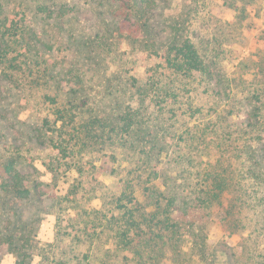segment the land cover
<instances>
[{"label":"trees","instance_id":"trees-1","mask_svg":"<svg viewBox=\"0 0 264 264\" xmlns=\"http://www.w3.org/2000/svg\"><path fill=\"white\" fill-rule=\"evenodd\" d=\"M27 1L0 0V75L22 69L36 82L32 76L36 66L45 86L52 81L55 92L42 94L51 116H43L32 134L46 150L43 170L34 165L32 172L25 170L29 166L20 146L8 149L1 164L0 256L5 250L12 254L13 264H33L38 244L32 222H23L24 209L43 197L52 200L59 231L70 242L77 245L107 230L116 248L126 251L122 256L126 263L129 259L151 264L164 255L163 247L179 255L184 242L198 258L205 257L204 223L215 206L223 212L229 235L249 229L264 237V96L254 87L241 100L216 55L200 52L206 45H197L191 23L199 10L191 7L182 20H169L171 31L158 41L150 16L159 0ZM29 13L34 19L28 20ZM123 40L148 61L144 79L130 75L120 84L124 90L130 87L129 92L122 91L124 100L87 104L91 85L99 78L96 71H101L104 59L117 57L113 51ZM57 48L67 54L50 62L46 55ZM110 80L99 79L104 95L119 90ZM192 83L211 93L216 85L217 99H225L227 113L237 121L224 125L223 108L194 107L188 100L184 113L201 114L202 126H194L196 131L187 128L181 140H172L165 122H158L159 115L165 107L168 112L182 105ZM63 87L67 90L61 96ZM98 145L110 148L114 156L123 155L130 164L119 178L121 193L106 204L98 196L99 208L109 205L107 213L83 202L87 177L82 154ZM163 155H168L167 162ZM205 155V162H199L198 156ZM60 168L75 169L78 176L68 177L57 189L59 194H52L55 182L46 179L56 178ZM136 186L150 200L152 211L146 212L134 194ZM249 210L259 219L249 220ZM242 250L254 256L255 244L244 243ZM260 258L255 257L253 264H264V253ZM50 264L82 263L74 252L59 249Z\"/></svg>","mask_w":264,"mask_h":264},{"label":"rangeland","instance_id":"rangeland-1","mask_svg":"<svg viewBox=\"0 0 264 264\" xmlns=\"http://www.w3.org/2000/svg\"><path fill=\"white\" fill-rule=\"evenodd\" d=\"M27 2L32 4L33 0ZM191 7L199 10L198 15L195 14L191 17V23L195 30L197 45H206V47L200 48V52L204 55L205 53L216 55L221 72L228 77L241 100L245 95L248 96L247 92L253 90L254 87L260 88L264 96V0H159L150 16V24L157 30V40H163L171 31L166 25L169 20L173 18L182 20L185 17V11ZM32 16L33 14L28 17V20H31ZM75 23L76 25L81 24V22ZM47 28L50 29L49 26ZM113 52L117 57L104 59L101 71H96L95 74L99 78L91 85V90L88 92L89 97L86 100L87 104L93 100L106 105L116 98L124 100L122 91L129 92L130 87L124 90L120 84L130 75L138 78L139 81L144 79L145 68L149 64L148 61L140 59L141 53L138 50L133 51L130 45L123 40L117 43V49H114ZM64 54H67L65 49L58 50L57 48L54 52L48 53L46 57L51 62L55 57H61ZM37 68L35 66L32 70V76L36 77L33 81L36 82H32V79L26 76L28 71L22 69L7 71L9 76L0 75V113L2 114L0 118V167L5 161L7 150L14 146H20L29 166L25 170L29 173L32 172V165L39 171L43 170L42 161L45 160L46 150L37 144L32 134L36 125L41 123L43 116H51L48 107L42 103L41 97L45 92H55V87H52V81L49 82V88L45 86L44 75L40 72L37 73ZM99 79H112L113 81L110 80L112 85L119 88L121 92L113 89L110 96L104 95L102 87L98 83ZM198 86H195L194 83L188 84L187 91L183 95L185 97L181 99L182 105L172 108L169 106L171 109L168 112L165 107L164 112L159 115L158 122H163V124L165 122V127L169 128L173 136L172 140H177V138L181 140L180 136H184L187 128L196 131L194 126H202L204 119L201 114L194 113L192 117H188L184 113V108L188 106L186 103L188 100L194 107L205 104V107L211 106L217 110L223 108V114L226 115L225 118L223 117L224 125L237 121L236 117L227 113L229 108L226 104L224 105L225 99H217L219 97L216 93V85L212 89L213 93L210 92L211 89L206 92L203 86ZM64 88L67 87L59 88L61 96ZM131 102L135 104L136 101L132 99ZM151 108L153 110L157 107L152 106ZM171 111L177 114L174 115ZM212 120L215 121L213 118ZM96 147L87 148L82 154L84 156L82 163L87 174H85L87 179L84 180L87 184L83 202L85 207H88L90 203L101 213H107L109 205L99 208L102 205L99 197L102 196L106 204L112 195L121 193L122 184L119 183V178L126 175L130 164L127 163L123 155L117 153L114 156L115 152L110 148ZM163 156L167 162L168 155ZM205 158L207 155L204 158L198 156V161L205 162ZM46 174L44 177H47ZM51 176L49 175L46 180L50 184L55 182V188L49 192L59 194L57 189L69 179L68 177L72 180L73 177L78 176V173L75 169L65 171L60 168L57 169L56 178ZM134 194L144 206L146 205V212L153 210L150 200L141 191V187L136 186ZM226 202L224 201L223 205ZM31 203L24 209L23 222H32L30 225L33 228L32 234L38 244L33 264H50L59 249L67 250L68 253L74 252L82 264H135L129 259L126 263V259L122 257L127 254L126 251L116 248L115 239L107 230L102 231L101 229L93 238L75 245L59 231L61 228L57 225L54 213L51 212L50 206L53 203L51 199L43 197L41 201L34 199ZM215 207L213 213L204 223L207 242L205 249L208 251L205 257L198 258L195 249L191 252L187 247L188 243L184 242L180 243L183 247L181 254H174L170 247H163L164 255L150 263L253 264L255 257L261 259L260 257L264 253V237L249 229L244 230L241 234L229 235L222 223L223 212L218 206ZM254 212V210L247 211V216L252 222L260 217V215H254ZM244 243H250L252 246L255 244L254 256H249L242 250ZM142 263L149 264V262ZM0 264H13L12 254L4 250L0 256Z\"/></svg>","mask_w":264,"mask_h":264}]
</instances>
